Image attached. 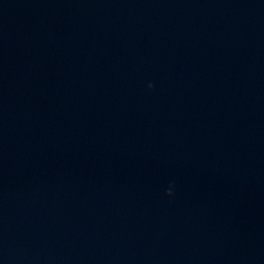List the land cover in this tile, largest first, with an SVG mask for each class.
Listing matches in <instances>:
<instances>
[{"label":"water","instance_id":"water-1","mask_svg":"<svg viewBox=\"0 0 264 264\" xmlns=\"http://www.w3.org/2000/svg\"><path fill=\"white\" fill-rule=\"evenodd\" d=\"M0 264H264V0H0Z\"/></svg>","mask_w":264,"mask_h":264},{"label":"clouds","instance_id":"clouds-1","mask_svg":"<svg viewBox=\"0 0 264 264\" xmlns=\"http://www.w3.org/2000/svg\"><path fill=\"white\" fill-rule=\"evenodd\" d=\"M151 87H152V85L150 84V85H149V88H151ZM167 194H168V195H171L172 193H171V192H168Z\"/></svg>","mask_w":264,"mask_h":264}]
</instances>
